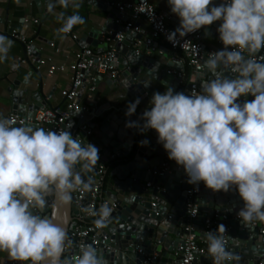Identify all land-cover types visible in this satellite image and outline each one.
Masks as SVG:
<instances>
[{"label":"clouds","instance_id":"9594fccd","mask_svg":"<svg viewBox=\"0 0 264 264\" xmlns=\"http://www.w3.org/2000/svg\"><path fill=\"white\" fill-rule=\"evenodd\" d=\"M58 3L73 9L71 15H59L58 33L68 34L85 23L79 0ZM168 5L180 19L179 27L168 34L170 42L221 21L218 32L224 48L205 60L214 78L202 83L199 93L186 95L168 88L153 94L151 109L141 117L142 131L158 133V142L168 158L184 168L189 184L203 182L214 192L235 187L244 202L237 214L244 226L264 222V61L256 59L264 50V0H225L218 6L213 0H168ZM6 40L0 36V54L5 56L11 47ZM225 71L235 73V78ZM248 95L254 99L237 102ZM139 103V98L129 103L126 115H133ZM15 123L0 116V252L21 264H65L61 259L65 230L33 209H43L53 194L62 202L70 201L82 183L77 169L93 171L99 150L74 139L67 129L57 132ZM126 126L139 125L130 121ZM110 212L107 205L93 212L100 217L97 228L104 226ZM224 232L221 224L205 233L213 264L235 259L223 236L217 235ZM74 264H102V260L95 248L86 246Z\"/></svg>","mask_w":264,"mask_h":264},{"label":"water","instance_id":"95a60500","mask_svg":"<svg viewBox=\"0 0 264 264\" xmlns=\"http://www.w3.org/2000/svg\"><path fill=\"white\" fill-rule=\"evenodd\" d=\"M223 2L225 0H213V6ZM93 3L109 11V17L101 29L85 32L79 40L84 46L92 45L99 50H106L108 42L103 41L100 34L108 29L120 28V25L114 22L119 13L117 8L105 0H94ZM220 24L221 21H216L211 25V32L216 37H219ZM14 27L15 25L8 29L9 34ZM140 39L141 33L127 32L124 40L115 43L114 62L120 72L116 78L110 77L108 80V83L116 87L114 101L92 110L94 120L87 121L99 135V142L107 144L108 147L103 150V155L93 171L87 172L79 168L77 170H80L81 177L86 180V190L94 183L100 182L101 205L106 202L105 205L111 209L109 219L103 228V232L108 235L106 240L108 247L103 244L91 246L101 257L102 264H145L146 255L154 251L164 259L161 264H179L182 259L179 250L189 233L186 229L189 188L186 172L182 166L179 168L180 165L168 158L163 145L158 142V133L154 129L142 131L144 121L141 117L145 110L151 109L150 100L154 93H164V86L172 89L177 87L179 78L168 72L169 67L174 65L177 70L182 71L184 66L177 65L169 58L167 47L159 46L163 50L161 55L154 51L147 53L144 47L137 52L136 42ZM23 46L27 58V45L23 43ZM28 50L36 56V62L41 60L35 52L34 45ZM258 53L264 54V50ZM28 63L31 65L29 73L31 75L37 69L35 63L30 60ZM224 74L230 79L236 75L229 71H225ZM213 78L204 66L198 74L196 83L201 90V84ZM28 79L29 76L26 78L27 81L24 80L26 85ZM19 83L20 81L15 80L12 83L14 89L11 87L13 113L23 111L21 109L23 106L27 116H34L40 108L49 105L48 97L43 93L42 82L39 83L37 90L28 86L20 88ZM147 83L149 86L145 87L144 84ZM186 88L185 93L189 95L191 83H187ZM138 98L140 103L136 112L127 116L129 103L135 102ZM253 99L251 95L241 96L237 102L243 104ZM130 121L137 122L139 126H126ZM69 122L71 127L66 126V129L71 132L73 138L78 141L82 138L81 143L87 144L86 132L81 129L83 120L76 119V114H73ZM22 125L19 124L17 127ZM25 125L38 127L36 123ZM143 141L148 143L142 145ZM112 154L117 157L111 160ZM105 163V169L99 175L98 170ZM148 182H151V186H147ZM198 189L196 198L200 213L193 220L195 228L198 229L207 217H212L219 211L222 222L226 224V232L217 235L223 236L226 249L235 257L228 264H258L264 254V233L260 232L264 222L254 221L243 225L237 214L244 207V202L235 187L228 192H214L200 182ZM113 203L116 205L113 206ZM38 210L41 216L52 218L66 234L76 224L74 215L79 212L72 204V197L65 203L56 194L48 196L45 207ZM138 248H143V253H139ZM66 253L67 264L68 262L74 264L75 260H72L71 256L77 253V245ZM63 257L64 253L61 259ZM203 258L206 262L213 263L210 254L199 253L196 255V262Z\"/></svg>","mask_w":264,"mask_h":264},{"label":"built area","instance_id":"2783aa9c","mask_svg":"<svg viewBox=\"0 0 264 264\" xmlns=\"http://www.w3.org/2000/svg\"><path fill=\"white\" fill-rule=\"evenodd\" d=\"M105 1L117 8L119 17H116L114 22L120 25V28L117 30L108 29L102 32V40L108 42V48L106 50H99L98 48L95 50L90 46H82L75 54V60L70 65H50L49 67L50 74H52L57 68L60 70L69 68L72 73L70 84L61 92L66 100V107L45 106L40 108L34 116L22 115L19 112H11L5 116V118L14 120L16 122L15 126L19 124L25 125L27 123H36L40 128L58 132L59 130L66 129V126L70 125L69 121L71 117H73V114H76V119L83 120L81 129L86 132L87 142L94 144L98 148L100 158L103 155L105 147L104 144H96L93 139L94 130L89 124H87V121L91 116L90 108L87 103L82 102V95L83 92L87 90L88 96L92 97L93 92L98 87L100 76L103 77V75H107L111 78H116L118 76L120 69L114 62V57L116 55L115 43L117 41L124 40L127 32H139L142 35V39L137 40L136 42L138 47L137 52H140L142 47H144V50L147 53L157 51L159 54H162L163 50L159 48V41H162L168 46L169 50L172 49L175 52L182 53L183 57L180 59V64L184 65L185 63L191 69L190 72L195 78L187 82L188 73L185 68L182 71L169 68L168 72L178 77L179 83H182L184 86H187V83H191L189 95H191L193 91L195 93L200 92V87L196 83L198 74L204 68L205 59L209 58L214 52H217L215 49L205 48L202 34L200 32H194L185 37L178 36L174 38L175 44L170 42L167 38L168 34L175 31L173 26H171L170 21L175 19L177 15L171 12L169 6L165 9H158L150 0ZM122 19L125 21L121 22ZM141 19L147 23L149 27L148 29L142 28L137 24V21ZM35 22H37V20H35ZM68 34H71L73 39H78L77 33L71 31ZM11 35H13L16 40L27 45V58H25V56L21 57L20 61L26 63L30 60L31 62L33 61L32 63H37L36 56L31 50H28L32 45L31 40H29L24 34H21L19 30H15V28L11 32ZM218 43L220 46L224 47L219 37ZM244 55L247 57L248 54L245 52ZM256 59L264 61V54L257 53ZM40 62L41 60L38 64H40ZM79 141H82V138H80ZM116 157L117 155L112 154L110 159L112 160ZM105 165L106 163L100 166V169L98 170L99 175L103 173ZM179 168H181V166H179ZM81 179V185L71 193L72 204L75 205L79 212L74 215L76 224L67 233L64 257L62 259V261H65V264H67L66 252L72 249L75 245H77V253L71 256L72 260H76L81 254V249L86 246H99L100 244H103L105 247H108L106 245L108 235L103 232L104 226L97 228L95 224V221L100 219V217L93 214V212H98L101 206L106 204V202H104L101 205L99 199L100 182L94 183L89 187V190H86V180L83 177H81ZM186 181H188L187 174ZM147 186H151V182H148ZM198 192L199 189L197 185L189 184L187 193L186 225V229L189 233L179 250V253L182 255L179 264H199L200 260L196 262V255L198 253L201 255L209 254L205 233L208 231H216L221 224L226 228V224L221 220V214L219 211H216L212 217L206 218L203 223L204 228L202 231L195 228L193 220L197 218L200 213L199 203L196 198ZM115 205L116 203H113V206ZM33 211L38 213L39 210L33 209ZM108 219L109 217L105 223ZM197 231H199V233ZM260 232L264 233V226ZM137 251L143 253V248H138ZM161 261V255L154 251L153 253L146 255L144 263L161 264ZM229 262H226V264ZM0 264H20V262L3 260L0 261ZM28 264H30V262H28ZM258 264H264V254Z\"/></svg>","mask_w":264,"mask_h":264},{"label":"crops","instance_id":"0c3cea01","mask_svg":"<svg viewBox=\"0 0 264 264\" xmlns=\"http://www.w3.org/2000/svg\"><path fill=\"white\" fill-rule=\"evenodd\" d=\"M93 1L94 0H79L81 4L79 14L84 18L85 23L74 26L72 31L78 34V39H73L71 34H60L57 31L62 26V22L58 20L59 15L61 13H64L65 16L71 15L73 13L71 6L65 10L58 3V0H0V36L7 38L6 44L8 41L11 42V47L8 49L6 56L0 54V57H2L0 58V116L5 117L12 112V88L14 89L12 83L15 80L20 81V88L28 86L33 90H37L39 83L42 82L43 93L47 95L49 100L48 106L66 107V100L61 92L70 84L72 73L69 68L65 70L57 68L50 74L49 67L50 65H70L75 60L77 51L84 46L79 40L81 36L85 32H91L92 29H101L105 25L110 12L98 7ZM150 1L158 9H165L169 6L168 0ZM35 20H37V22H35ZM124 21V19L121 20V22ZM137 24L142 28H149L147 23L142 19L137 21ZM170 24L176 30L180 25L179 17L177 16L175 19L171 20ZM13 25H15V30H19L21 34H24L31 40V44L35 47L36 54L41 57L40 64H38V62L35 63L37 70L31 75H29L31 65L28 62L23 63L20 61L21 57L25 56L23 43L16 40L13 35L8 32V29ZM211 27V25L206 26L196 32L202 34L203 44L206 49L220 51L224 47L219 45L218 37L214 36V33L211 32ZM100 37L102 39V34H100ZM159 46L168 48L162 41H159ZM90 47L97 50V47L92 45ZM156 54L159 53L157 52ZM168 56L177 65H180V59L183 57L182 53L175 52L172 49L169 50ZM183 66L187 71V65L184 63ZM169 68L173 70L176 69L174 65ZM189 70L191 71V69ZM190 71L187 82L195 78ZM27 76H29V79L26 85L24 80H26ZM109 78V76L103 75L92 97L88 96L87 90L83 92L82 102L87 103L90 108L91 116L89 120L93 119L92 110H95L107 102L112 103L114 101L113 97L116 87L114 84L111 85L108 83ZM163 88L165 92L169 87L164 86ZM173 90L174 92H183L185 94L186 85L184 86L182 83H179ZM21 109H23V111H19V113L27 115L23 106ZM93 130V139L95 143L98 144L100 143L99 135L95 129ZM104 147L106 148L108 145L104 144ZM37 214H40V211H38ZM203 228V223L198 226L200 231H202ZM3 260H10L6 252H0V261ZM162 260L164 259L162 258ZM199 264L210 263L206 262L203 258L199 261Z\"/></svg>","mask_w":264,"mask_h":264},{"label":"trees","instance_id":"16d2710c","mask_svg":"<svg viewBox=\"0 0 264 264\" xmlns=\"http://www.w3.org/2000/svg\"><path fill=\"white\" fill-rule=\"evenodd\" d=\"M187 67H188V66H187ZM189 69H190V68L188 67V68H187V71H186L188 74H189V71H190Z\"/></svg>","mask_w":264,"mask_h":264}]
</instances>
